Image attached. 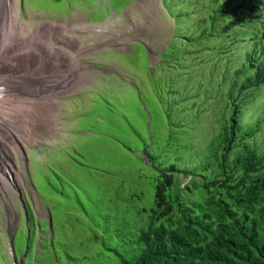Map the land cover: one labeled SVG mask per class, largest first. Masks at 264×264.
I'll return each mask as SVG.
<instances>
[{
    "label": "rangeland",
    "instance_id": "rangeland-1",
    "mask_svg": "<svg viewBox=\"0 0 264 264\" xmlns=\"http://www.w3.org/2000/svg\"><path fill=\"white\" fill-rule=\"evenodd\" d=\"M124 1L0 0L7 63L54 74L58 84L18 125L22 142L2 145L16 163L19 194L0 189V264H121L117 252H132L129 228L146 224L142 209L154 206L151 162L215 170L211 141L240 85L234 71L221 76L227 63L244 60V38L222 36L208 18L200 24L198 12L177 19L167 0L107 9ZM203 1L183 7L196 11ZM263 105L242 110L244 129ZM254 140L263 152L264 128ZM245 145L236 142L230 158ZM175 176L181 186L189 181Z\"/></svg>",
    "mask_w": 264,
    "mask_h": 264
},
{
    "label": "trees",
    "instance_id": "trees-1",
    "mask_svg": "<svg viewBox=\"0 0 264 264\" xmlns=\"http://www.w3.org/2000/svg\"><path fill=\"white\" fill-rule=\"evenodd\" d=\"M187 1L167 0L175 18L198 12L205 17L200 24L208 18L212 26L218 23L222 36L244 38V60L227 63L221 76L225 80V74L234 71V86L240 85L236 94L230 91L229 116L211 141L217 145L215 170L205 175L209 164L200 171H182L152 161L154 206L142 209L148 212L146 224L135 231L129 228L131 254L117 253L121 264H264V151L253 143L264 128V0H204L196 11L183 7ZM126 2L108 4L107 9ZM258 102L262 114L244 129L238 116ZM236 142L249 146L230 158ZM179 172L189 176L182 186L183 180L175 176ZM196 194L201 199H195ZM32 238L27 237V251Z\"/></svg>",
    "mask_w": 264,
    "mask_h": 264
},
{
    "label": "clouds",
    "instance_id": "clouds-1",
    "mask_svg": "<svg viewBox=\"0 0 264 264\" xmlns=\"http://www.w3.org/2000/svg\"><path fill=\"white\" fill-rule=\"evenodd\" d=\"M7 62L9 61H0V148L11 163L13 176H10L7 169L5 170L0 164V189L6 184L14 188L17 194H19L17 179L14 172L15 162L13 163V161H11L2 145L3 143H8L10 145L9 142L13 141L22 142V134L18 125L21 126L26 122V118L32 111L31 109L35 108V103L53 94V90L58 87V84L53 81L55 77L54 74L40 75L37 73V70H34L33 73L27 72L24 68L18 67L16 62ZM131 85H135V88L138 89L136 84L131 83ZM49 119L53 123V115H51ZM19 200L22 209L25 211L27 225L29 222L32 224L29 219L28 207H26V210L25 202L23 203L20 198ZM31 228L32 225H29L30 230ZM27 249L28 247H26L25 252H27ZM14 258H18V256H16L13 248V259Z\"/></svg>",
    "mask_w": 264,
    "mask_h": 264
},
{
    "label": "bare ground",
    "instance_id": "bare-ground-1",
    "mask_svg": "<svg viewBox=\"0 0 264 264\" xmlns=\"http://www.w3.org/2000/svg\"><path fill=\"white\" fill-rule=\"evenodd\" d=\"M1 8H2V6H1ZM2 20H4V18H0V61L1 60H5V61H9V59H10V57H7L6 56V53H5V51L3 50V45L4 44H6V42H5V39H7L6 37H5V35H6V32L8 31V30H6V29H3V23H4V21H2ZM12 25V23L10 22V26ZM14 41V40H13ZM10 54V53H9ZM11 59H12V57H11ZM14 63V62H13ZM38 69V68H37ZM40 72V71H39ZM10 121V120H9ZM6 157H5V155H4V153H2V151H1V149H0V164L1 165H4V167H6Z\"/></svg>",
    "mask_w": 264,
    "mask_h": 264
},
{
    "label": "crops",
    "instance_id": "crops-1",
    "mask_svg": "<svg viewBox=\"0 0 264 264\" xmlns=\"http://www.w3.org/2000/svg\"><path fill=\"white\" fill-rule=\"evenodd\" d=\"M48 123H52L50 119L47 120ZM54 122V121H53ZM72 122V121H71Z\"/></svg>",
    "mask_w": 264,
    "mask_h": 264
}]
</instances>
